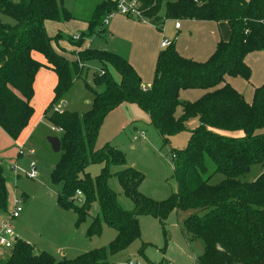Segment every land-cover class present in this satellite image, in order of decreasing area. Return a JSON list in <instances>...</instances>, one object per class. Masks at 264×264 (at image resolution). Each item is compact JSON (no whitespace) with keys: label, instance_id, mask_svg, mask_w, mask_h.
I'll return each instance as SVG.
<instances>
[{"label":"trees","instance_id":"obj_1","mask_svg":"<svg viewBox=\"0 0 264 264\" xmlns=\"http://www.w3.org/2000/svg\"><path fill=\"white\" fill-rule=\"evenodd\" d=\"M142 14L163 30L166 21L227 23L230 40L220 41L205 62L181 56L172 44L159 53L153 83L146 89L130 63L121 56L94 49L77 51V61L69 62L55 52L52 42L68 40L82 48L83 41L97 35L107 17L116 9L113 0H103L95 9L89 28L78 41L58 35L47 36L48 22L76 20L63 2L57 0H0V128L18 140L34 115V82L44 66L32 53L44 55L58 76L54 99L45 112L46 121L62 130L61 159L51 172V182L60 186L59 207L73 211L76 225L84 223L94 203L100 212L92 218L86 236L100 237L104 226L116 232L107 246L74 259L58 260L46 252H36L29 243L17 240L10 256L0 264H112L111 259L141 240L140 217L165 224L174 212H193L182 223L188 243L202 241L204 252L198 264H264V172L254 182L243 181L254 165L264 164V84L254 90L248 102L227 78L250 82L248 55L264 52V0H136ZM163 13V15H162ZM13 20L4 23L2 17ZM98 61L103 70L94 75L88 90L94 95L92 109L85 114L54 111L76 81L86 76L85 64ZM109 66L120 76L117 82ZM103 89V90H101ZM203 91L196 101H185L182 92ZM124 104L145 111L164 144L186 131L190 118L201 126L192 132L187 146L172 149L177 192L158 202L140 191L144 174L128 167L125 154L106 144L98 149L97 139L106 118ZM182 109V115L178 111ZM242 131L241 137L221 132ZM213 165L210 169L209 163ZM103 166L93 177L88 169ZM114 167H122L112 171ZM216 175L223 179L213 184ZM117 178L124 195L133 203L125 210L110 187ZM84 202L78 205L77 192ZM7 181L0 161V214L8 210ZM148 244L138 250L146 264ZM163 251V250H162ZM130 264V262L126 263Z\"/></svg>","mask_w":264,"mask_h":264},{"label":"rangeland","instance_id":"obj_2","mask_svg":"<svg viewBox=\"0 0 264 264\" xmlns=\"http://www.w3.org/2000/svg\"><path fill=\"white\" fill-rule=\"evenodd\" d=\"M57 1L63 2L65 8L72 13L76 20L88 22L91 20L96 8V4L99 0ZM2 19L4 23L13 24V20L8 17L3 16ZM132 21L140 23L139 21ZM181 23L184 28L188 26L187 21H181ZM72 25L74 26H70V28L68 27L71 30L80 27L79 23L73 22ZM105 26L107 25H103V30H106ZM45 28L47 36L51 38L52 41L58 35L65 34L63 30L56 31L54 28L50 27V25L47 26V24L45 25ZM165 37L171 38L169 34H166ZM179 38L180 40L182 39L181 36H179ZM103 43V38L96 37L93 46ZM161 51L163 50L161 49ZM190 60H193V58ZM157 61L158 56H156V61L154 62L153 75L156 72ZM130 65L133 67L131 63ZM100 67L103 66L98 61H96L94 64H90L89 70L85 67L86 72L89 74L88 82L91 81L94 75L100 73H98ZM109 70L115 77L116 81L119 82L120 76L117 74V72L110 66ZM86 76L79 82L77 88H80V86L82 87L85 84L87 81ZM142 84L143 86H148L145 81H143ZM151 85L152 83L150 84V87ZM80 89L82 92V88ZM80 93L77 96L72 95V98L79 101ZM244 96L245 98H250L248 93ZM128 107H131V110L126 112L125 110H121L117 113L115 112L116 114L111 113L106 118L103 126L100 129L96 146L98 149H101L106 144L111 142L110 144L112 146H116L125 154L129 167L144 174L145 178L141 184V193L155 201H165L177 192L173 161L171 160L172 158H170L169 153L172 149H184L191 138L192 132H195L196 129L201 126V121L199 118H190L185 124L186 131L171 137L169 144L165 145L163 138L157 129L151 124L149 115L138 106L133 105ZM178 113V116H181L182 109H180ZM0 131L3 133V130L0 129ZM140 132H144V137L142 139H140ZM221 133L230 137L243 136L242 131H224ZM55 134L57 133H55V131L52 129V126L46 120H44L43 127L39 130V132L36 133L28 146H25L26 150L23 154H19V147L13 146L10 142L3 138V136L0 135V161L3 162L5 171L9 204L7 212L5 211V213H1L0 216L8 217L13 209V198L16 195L22 197L23 212L21 213L20 218L13 222V228H15L17 232L23 233L24 235H21L22 238H25V240L31 242L30 245L37 247V249H35L37 250L36 252H40L39 250H41V252H46L55 256L58 260H62L64 258L61 253H59V250L60 246L65 244L67 240L66 211L61 210L59 207L58 200L61 187L54 185L51 182V172L53 168L59 163L61 154L55 153L48 141V138L54 137ZM113 134H116V136H112ZM134 136L138 137V141H133ZM28 149L33 150L34 154H30ZM33 161L37 163L39 170V177L36 180L27 178L25 174L26 171H29V165ZM208 163L210 169L213 170V165L210 162ZM17 167L21 170L19 171V177L14 172ZM102 168L103 166L93 165L88 169V172L91 173L93 177H95L100 174ZM121 169L123 168L114 167L112 171L116 172ZM263 172L264 164L254 165L242 180L246 182H254ZM222 179V175H216L213 178L212 183L217 184ZM109 184L110 187L118 194L122 208L125 210L132 209L133 203L124 195L117 178H112ZM24 198L27 200L24 201ZM99 212L100 209L98 203H94L90 212V217H88L84 223L79 225L81 228L80 233H82V230L87 233L92 218L97 216ZM192 213L193 212H179L178 214L173 213L165 224V230L167 231L166 235L163 233V228L158 220L156 221L152 217H149L147 220H145V236L150 238V240L155 244L154 247L149 250V258L158 259L161 254L169 249V238H172V235L174 238H176V235H180L181 232L178 229V224H182L188 218V216L192 215ZM68 215L74 216L73 213ZM115 235V230L107 226L104 227V233L102 236L93 239L91 247H88L90 246L91 241L86 240L85 245L87 246V249H83L86 250L83 252L95 250V248L100 249L107 247ZM83 242L84 241L82 240V237L77 234L71 246H82L81 244ZM141 243L142 241L139 240L135 242L128 250L113 257L111 259L112 264H121V262L129 259L133 260L131 262L138 261L140 264H145V262H143V257L138 254ZM193 249L196 252L203 253L204 243L202 241H195L193 244ZM2 252L4 257L2 259V256H0V262L1 260L8 259L10 256V251L3 250ZM82 253L80 254L82 255ZM69 256H71L68 257L69 260L75 258L74 255Z\"/></svg>","mask_w":264,"mask_h":264},{"label":"crops","instance_id":"obj_3","mask_svg":"<svg viewBox=\"0 0 264 264\" xmlns=\"http://www.w3.org/2000/svg\"><path fill=\"white\" fill-rule=\"evenodd\" d=\"M245 1H249V0H245ZM101 2H103V0H99L98 3L96 4V7ZM132 20L134 19L126 18L121 15H116L115 17H113L108 21V24H106L107 26H105L106 30L104 31L98 30L97 35L83 41V45L81 49L80 48L78 49L77 46L71 44L68 40L52 42V47L57 54H59L69 62H76L77 51L88 48L117 54L122 58H124L125 60H128L133 65L141 81L142 82L145 81L148 84V86H143V87L148 89L150 88V84L153 83L154 80V75H155V74L153 75L154 62L156 61V56H159L158 54L162 49L161 44L163 40L166 39V40L174 41L175 39H177L174 44L176 45V49L181 56L188 59L193 58V60L197 62H205L215 52L216 47L220 41L227 42L230 40L231 37V29L227 23L187 22L188 23L187 27L184 28V26H182L180 30H176L175 29L176 22L169 20L166 22V24H164L163 30L160 31L161 32L160 33L158 32L159 31L158 28H156L154 25L138 23ZM73 22L79 23L80 27L72 30L69 29L70 26H74L72 25ZM88 22L74 20L68 23L48 22L46 24L47 26L50 25V27L54 28L56 31L63 30L65 32V34L59 33L60 35L78 41L79 36L88 30L89 28ZM166 34H169L171 38H166L165 37ZM179 36H181L182 38L181 40ZM76 37H78V39H76ZM96 37L103 38L104 43L96 44V46H93ZM32 57L34 60L44 65L38 71V74L34 82V98L32 100L34 115L30 120L28 127L23 131V133L21 134L18 140H13L4 131L3 133H1L0 131V135L3 136V138H5L8 142H10L13 146L16 147L28 146V144L32 141L36 133L39 132V130L43 127V122L44 120H46L45 112L54 99L55 96L54 91L58 83V76L49 66L47 59L44 57V55L33 52ZM95 62L96 61L86 63L85 67L89 70V65L94 64ZM246 62L252 70V78L250 82H246L240 78H227V82L243 96L248 93L250 98H245V96L244 98L248 102H250L253 99L254 90L264 84V52H256L248 55L246 58ZM102 70L103 67H100L98 73L102 72ZM86 75H87L86 76L87 81L82 87L80 86V88H82V92L80 88H77L81 80L76 81L74 83V86L68 91V93L62 99V101L56 104V106L53 108L54 111H69V112H76L79 114H85L92 109L94 102V95L91 91L88 90L87 85L93 84L94 77H92L91 79L92 82L91 81L88 82V78H89L88 72L86 73ZM79 93H80L79 95L80 100L79 101L74 100V98H72V95L77 96ZM203 93H204L203 91H196V90L185 91L182 92L181 96L183 100L193 102L198 100L203 95ZM133 105L134 104H124L115 111H113L112 113L114 114L115 112L117 113L121 110H125L126 112L128 110H131L130 109L131 107L128 106H133ZM112 136L115 137L116 134H113ZM54 137H60V133L55 134ZM135 137L137 136H134L133 141L135 140ZM143 137H144V132L142 133L140 132V139H142ZM135 141H138V137L137 140ZM141 187L142 185L140 186V191L142 189ZM26 200L27 199L24 198V201ZM71 213H73L74 216L68 215ZM149 217L150 216H143L140 217L139 220H140V228H141V241H142L141 245L144 243L150 246L146 249L145 255L152 264H198L197 259L199 256L202 255V252H196L193 249L194 242L188 243L186 241L181 231L182 224H178V229L181 232L180 235L179 236L176 235V238H174L172 235V238H169L170 240V243L168 245L169 249H167L163 254H161L158 259L149 258V250L155 245L150 240V238H147L145 236L144 233V223L145 220H147V218ZM76 220L77 217L73 211H66L67 240L65 244L60 246V250H59V253H61L63 258L68 259V257H71L69 255H74L75 258L81 256L80 253L86 251L83 249H87L86 248L87 246L85 245L86 240L91 241L90 246L88 247H91V243L93 242L94 238L88 239L85 231L82 230V233H80L81 228L80 226L76 225ZM154 220L157 221V219L155 218ZM14 231L17 236V239L25 241L29 244L31 243L25 240V238H22L21 235H24L23 233L17 232L15 228ZM77 234L82 237V240L84 242L81 244L82 246H71ZM115 237L116 235L114 236L113 240L115 239ZM113 240H111V242ZM34 248L37 249V247ZM39 251L41 252V250ZM90 251L92 250H89L88 252ZM88 252H83L82 254ZM0 256H2L3 259L4 256L2 250H0ZM131 261L133 260L130 259L125 260L124 262H121V264H126ZM136 262L138 261L131 263L140 264V262L138 263ZM143 262H145V259L143 260Z\"/></svg>","mask_w":264,"mask_h":264},{"label":"built area","instance_id":"obj_4","mask_svg":"<svg viewBox=\"0 0 264 264\" xmlns=\"http://www.w3.org/2000/svg\"><path fill=\"white\" fill-rule=\"evenodd\" d=\"M116 4V9L107 17L104 24H108L109 19L113 18L116 15H121L126 18L134 19L136 21H139L140 23L144 24H151L150 20L142 14V11L140 10L139 3L136 0H113ZM175 29L180 30L182 27V23L180 20L175 21ZM78 39V37H76ZM177 39L174 41L170 40H163L161 44L162 49H166L172 44L175 43ZM52 129L57 133H62V130L55 129L52 127ZM135 140H137V137H135ZM26 150L25 146L19 147V154H23ZM28 152L30 154H34L33 150L28 149ZM176 157L173 156L172 160H175ZM19 171H21L18 167L14 170L15 174L19 177ZM26 177L31 180H36L39 177V170L38 165L36 162H31L29 165V171L25 172ZM76 202L78 205H82L84 202V196L82 192L78 191L76 194ZM13 209L8 217H2L0 216V250H8L12 251L14 248L16 242H17V236L15 234L14 228H13V222L20 218L21 213L23 212V199L19 195H16L13 198ZM134 264V263H130Z\"/></svg>","mask_w":264,"mask_h":264},{"label":"water","instance_id":"obj_5","mask_svg":"<svg viewBox=\"0 0 264 264\" xmlns=\"http://www.w3.org/2000/svg\"><path fill=\"white\" fill-rule=\"evenodd\" d=\"M49 143L51 144L52 150L55 153L61 152V140L59 137H50L48 138Z\"/></svg>","mask_w":264,"mask_h":264}]
</instances>
